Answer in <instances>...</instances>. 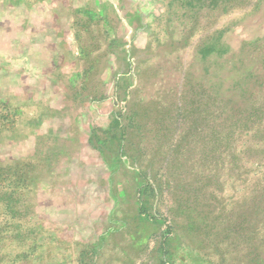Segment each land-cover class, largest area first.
<instances>
[{"label":"rangeland","instance_id":"obj_1","mask_svg":"<svg viewBox=\"0 0 264 264\" xmlns=\"http://www.w3.org/2000/svg\"><path fill=\"white\" fill-rule=\"evenodd\" d=\"M0 264H264V0H0Z\"/></svg>","mask_w":264,"mask_h":264}]
</instances>
